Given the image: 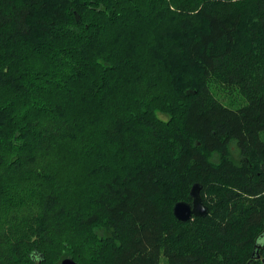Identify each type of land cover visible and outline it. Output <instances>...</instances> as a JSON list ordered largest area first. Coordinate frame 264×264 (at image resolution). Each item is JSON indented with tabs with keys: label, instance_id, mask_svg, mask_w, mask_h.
Segmentation results:
<instances>
[{
	"label": "trees",
	"instance_id": "1",
	"mask_svg": "<svg viewBox=\"0 0 264 264\" xmlns=\"http://www.w3.org/2000/svg\"><path fill=\"white\" fill-rule=\"evenodd\" d=\"M262 132L264 0H0V264H264Z\"/></svg>",
	"mask_w": 264,
	"mask_h": 264
},
{
	"label": "water",
	"instance_id": "2",
	"mask_svg": "<svg viewBox=\"0 0 264 264\" xmlns=\"http://www.w3.org/2000/svg\"><path fill=\"white\" fill-rule=\"evenodd\" d=\"M201 187L198 184H193L189 196L192 199L191 203L178 202L173 206L172 213L175 220L180 222H188L193 217H206L208 215V208L203 204L201 194ZM257 245H259L257 243ZM256 245V246H257ZM60 264H77L73 260L68 258L63 259Z\"/></svg>",
	"mask_w": 264,
	"mask_h": 264
},
{
	"label": "rangeland",
	"instance_id": "3",
	"mask_svg": "<svg viewBox=\"0 0 264 264\" xmlns=\"http://www.w3.org/2000/svg\"><path fill=\"white\" fill-rule=\"evenodd\" d=\"M211 88H212V92H213L212 94L214 95V97L217 98L218 100H222L223 103L224 102L228 103L227 102V98H231L234 101L237 100V104L238 105H241V104L244 103V101L241 100L240 98H238V96H234L232 94H228V92L227 93L226 92H221V89L216 87V86H212L211 85ZM229 95L233 96V97H230ZM259 138H260L261 141L264 142V132L260 133V137ZM158 264H167V260H166V258L163 255L160 256Z\"/></svg>",
	"mask_w": 264,
	"mask_h": 264
},
{
	"label": "flooded vegetation",
	"instance_id": "4",
	"mask_svg": "<svg viewBox=\"0 0 264 264\" xmlns=\"http://www.w3.org/2000/svg\"><path fill=\"white\" fill-rule=\"evenodd\" d=\"M262 238V237H261Z\"/></svg>",
	"mask_w": 264,
	"mask_h": 264
}]
</instances>
